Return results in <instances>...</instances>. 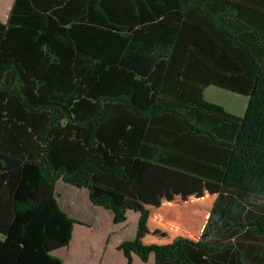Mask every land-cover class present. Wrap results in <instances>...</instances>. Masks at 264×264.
<instances>
[{
	"label": "trees",
	"instance_id": "1",
	"mask_svg": "<svg viewBox=\"0 0 264 264\" xmlns=\"http://www.w3.org/2000/svg\"><path fill=\"white\" fill-rule=\"evenodd\" d=\"M0 0V13L9 4ZM264 0H14L0 21V264H61L63 180L139 213L154 264H264ZM248 96L236 115L209 84Z\"/></svg>",
	"mask_w": 264,
	"mask_h": 264
},
{
	"label": "crops",
	"instance_id": "2",
	"mask_svg": "<svg viewBox=\"0 0 264 264\" xmlns=\"http://www.w3.org/2000/svg\"><path fill=\"white\" fill-rule=\"evenodd\" d=\"M258 7L262 10L264 9V7L259 5ZM214 86L222 90H227L225 87L211 83L204 88L203 95L206 99L211 100V102L220 104L219 102L212 101V99H215L213 98V96H215L217 97L215 100L220 101L219 96L223 94L220 95L219 92L215 91L216 88L214 89L215 92H212L213 96L208 93V90ZM227 91L233 92L232 96L237 97V99L239 98V101L242 99V97L239 96V94L242 95V93L230 90ZM242 96L248 98L246 95ZM227 111L243 116L240 112ZM60 181L65 183V181L61 179L57 181V195L59 194L57 184ZM73 187L74 188L70 186L64 187L66 191H63V196L58 195L57 200L60 208L64 210L68 216L78 220V222L73 224L72 238H70L69 244L52 251V255L59 257L62 261L61 264H127V259L124 256L125 254L122 250L118 249V245L123 240H130L135 237L139 213L128 209L126 220L115 223L111 210L91 202L88 196V189L85 187ZM130 213L133 214L131 220L129 217ZM113 236L116 237V239H112ZM111 239L112 241H110ZM109 243L111 246L107 248ZM131 264H154V254H151L148 260L144 262L137 254L133 253L131 255Z\"/></svg>",
	"mask_w": 264,
	"mask_h": 264
},
{
	"label": "rangeland",
	"instance_id": "3",
	"mask_svg": "<svg viewBox=\"0 0 264 264\" xmlns=\"http://www.w3.org/2000/svg\"><path fill=\"white\" fill-rule=\"evenodd\" d=\"M9 2L10 3L7 4V8L2 13H0V21H5L7 19V17H8L11 4H13L14 0H9ZM214 89H215V91L219 92L220 95L223 94L222 96H219L220 97L219 98L220 101L215 100V99H217V97L212 95L213 94L212 92H215ZM221 90L222 89H220L219 87H215V86L211 87L208 90V93H210L211 96H213V98H215V99H212V101L219 102L220 104L225 106L227 110L234 111L236 113L240 112V113H242L244 115L245 110H246V105L248 104V98H246L245 96H242L241 94H239V96L242 97V99H243V100L240 99V101H239V98L237 99V97L232 96L233 92H229L226 89H223L222 91ZM236 95H238V94H236ZM208 97H210V96H208ZM66 186H70L71 188H74L73 187L74 185H71L68 182L67 183L66 182L63 183L62 181H60L57 184V189L59 190L58 191V193H59L58 195L59 196H63V191L64 192L66 191V190H64V189H66L64 187H66ZM58 195H56V199H57ZM246 203L248 205H250V207L253 208L254 211L259 212V213H264V195L260 196V197H255V196L248 197L246 199ZM129 217H130V220H131L133 218V214L130 213ZM112 239H116V237L113 236ZM112 239L110 241H112ZM110 243L107 245V248H110V246H111ZM119 250H121V249H119Z\"/></svg>",
	"mask_w": 264,
	"mask_h": 264
}]
</instances>
